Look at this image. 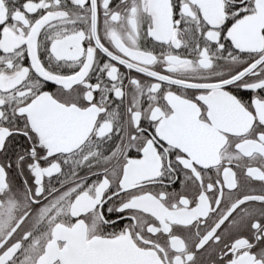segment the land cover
<instances>
[{"label": "snow or ice", "instance_id": "obj_1", "mask_svg": "<svg viewBox=\"0 0 264 264\" xmlns=\"http://www.w3.org/2000/svg\"><path fill=\"white\" fill-rule=\"evenodd\" d=\"M260 162L264 0H0V264H264Z\"/></svg>", "mask_w": 264, "mask_h": 264}, {"label": "flooded vegetation", "instance_id": "obj_2", "mask_svg": "<svg viewBox=\"0 0 264 264\" xmlns=\"http://www.w3.org/2000/svg\"><path fill=\"white\" fill-rule=\"evenodd\" d=\"M197 139L201 143L202 148H204L205 150L210 151L211 144H212L211 139H209L207 137L200 136V135H197ZM220 139H221V141H224L225 143L227 142V141H225V138H223V137H221ZM201 162L202 163H207V162H210V161L205 159V160H202ZM257 162H259V161L255 160V159L252 161V163H257ZM248 163H249V161H247V160L243 161V164H248ZM260 163H264V162H260ZM239 171L242 173L243 167ZM204 176H205V180H207V174L206 173L204 174ZM240 179H241L242 183L246 182L245 178L243 177V175L240 176ZM158 190L159 189H157V191ZM195 190H196L195 189V182H193V184L189 185L188 188H186L185 191H186L187 194L191 195V194H193L195 192ZM235 195L236 194L233 193V196H235ZM224 208H227V201H225V203H224ZM147 210L155 211L158 214H160L161 216L166 215V211L161 206H158V203H149L147 205ZM223 214H224V210L221 209V211L219 213H217L214 217L213 216H209V223L203 226L204 230H207V228L210 227L211 221L213 219H218L219 216L223 215ZM173 219L176 220L177 222H182L184 218L178 216V217H174ZM160 240H161V242H163V237H160ZM193 243H194V240H189V246H191Z\"/></svg>", "mask_w": 264, "mask_h": 264}, {"label": "water", "instance_id": "obj_3", "mask_svg": "<svg viewBox=\"0 0 264 264\" xmlns=\"http://www.w3.org/2000/svg\"><path fill=\"white\" fill-rule=\"evenodd\" d=\"M147 259H150V258H147Z\"/></svg>", "mask_w": 264, "mask_h": 264}]
</instances>
